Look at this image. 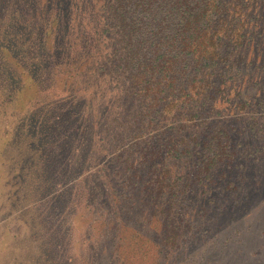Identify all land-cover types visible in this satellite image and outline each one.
Segmentation results:
<instances>
[{
  "label": "rangeland",
  "instance_id": "obj_1",
  "mask_svg": "<svg viewBox=\"0 0 264 264\" xmlns=\"http://www.w3.org/2000/svg\"><path fill=\"white\" fill-rule=\"evenodd\" d=\"M246 22V45L220 48L242 63L232 108L194 127L242 145L226 176L200 179L203 145L149 161L141 132L131 146L127 121L109 126L128 116L108 104L123 76L104 68L91 0H0V264H264V0Z\"/></svg>",
  "mask_w": 264,
  "mask_h": 264
},
{
  "label": "trees",
  "instance_id": "obj_2",
  "mask_svg": "<svg viewBox=\"0 0 264 264\" xmlns=\"http://www.w3.org/2000/svg\"><path fill=\"white\" fill-rule=\"evenodd\" d=\"M91 1L99 16L95 26L106 42L101 53L104 68L112 69L113 78L116 73L120 78L123 76L120 101L108 104L113 106L111 116L118 111L128 116L113 115L109 126L120 127L127 121L129 130L125 134L119 130L129 142L141 132V137L147 138L141 155H147L149 161L151 152L180 153L178 145L182 142L194 147L203 145L194 153L199 178L216 180L226 176L228 173L223 169L235 160L242 141L234 142L233 130L227 125L216 127L219 131L212 135H199L194 127L206 123L208 129L209 119L199 121V118L216 116L229 106L232 108L230 96L237 88L242 63L233 62V54L223 55L220 48L226 42L232 43L237 51L246 45L249 27L246 21L255 13L258 0ZM186 112L197 123L186 125L185 116L182 117ZM130 145L137 143L132 141ZM231 184L236 185V180ZM211 197L216 203L221 199ZM174 209L179 214L174 206L170 211ZM206 216V223L209 221L211 225L214 211L210 209ZM183 228H175L176 235L169 240L171 245L181 242ZM227 240L231 238L220 241L217 236L213 242L223 244Z\"/></svg>",
  "mask_w": 264,
  "mask_h": 264
}]
</instances>
